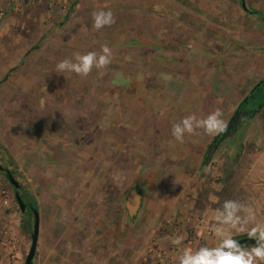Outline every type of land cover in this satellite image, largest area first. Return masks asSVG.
Masks as SVG:
<instances>
[{
  "label": "rangeland",
  "instance_id": "374dc122",
  "mask_svg": "<svg viewBox=\"0 0 264 264\" xmlns=\"http://www.w3.org/2000/svg\"><path fill=\"white\" fill-rule=\"evenodd\" d=\"M242 1L253 13L244 10ZM71 6L72 0H0V169L16 173L20 185L34 195L39 215L50 214V198L55 213L56 201H61L63 218L75 204L71 212L79 215L76 229L88 228L94 237L86 216L92 211L84 204L103 200L107 190L116 194L144 185L149 199H143L144 215L128 233V264H177L184 247L215 246L213 217L225 200L252 206L255 222L264 224V110L250 118L238 140L220 148L210 167H203V159L217 135L198 129L200 135L186 134L179 143L171 135L174 123L159 121L153 129L147 121L154 115L168 118L190 91H198L194 96L204 104L199 100L197 117L220 108L229 122L264 78V0H78V17L60 30ZM100 9H110L116 23L97 31L91 14ZM125 28L129 37L122 35ZM162 29L171 35L162 38ZM137 33L147 50L134 42ZM153 36L172 49L155 48L159 46ZM39 42L41 49L26 55ZM68 43L71 53L60 50V56L74 59L79 53L75 50L99 52L106 44L119 65L132 63L141 79L171 74V80L159 77L148 93L135 91L138 102L119 93L105 101L92 99L93 90L103 91V76L117 69L116 63L100 70L96 80L93 73L58 74L59 48ZM15 52L23 55L16 60ZM80 95L89 98L78 104ZM257 101L260 109L264 96ZM105 102V120L92 121ZM125 102L121 109L119 103ZM112 113L118 114L117 120L107 130ZM117 152L137 153L139 161L122 170L126 165L115 161ZM15 194L0 170V264H26L32 245L35 216L30 207L21 211ZM61 226L67 231L64 246L75 249L78 239L69 236L68 223ZM107 229L102 226L99 233L117 231ZM178 235L184 237L180 246L171 243ZM233 236L249 238L247 233ZM136 238L140 244L135 245ZM43 251L37 250L34 264H40Z\"/></svg>",
  "mask_w": 264,
  "mask_h": 264
},
{
  "label": "trees",
  "instance_id": "16d2710c",
  "mask_svg": "<svg viewBox=\"0 0 264 264\" xmlns=\"http://www.w3.org/2000/svg\"><path fill=\"white\" fill-rule=\"evenodd\" d=\"M172 1H177V0H172ZM77 4H78V0H72V6L69 8V11L66 14L65 19L58 26V28L60 30L64 29L65 26L71 22L73 16L78 17V12L76 11ZM244 10L246 12L253 13V11H248L246 9V7L244 8ZM114 28L116 30L119 29L118 26H114ZM127 30H128V28L123 29L122 31H125V32H123L122 35L127 33ZM145 32H147V31L145 30ZM161 32H162V36H163L162 38H165V37H168L171 35V33H169L168 31H165V29H162ZM127 35L129 37V33H127ZM141 38L142 37L138 36V33H137V36L134 38V42L138 43L139 44L138 46H140V48L145 50L146 49L145 47H147L148 44L144 43V41L141 42ZM177 38H179V37H177ZM152 39H154V41H155L154 43L156 44V46H159V47H155L158 50L162 49V51L165 52V51H169V49H172V48H169L168 43L166 44L165 42H163L162 39H157L154 36L152 37ZM191 39H192L191 37H188V41H190ZM42 44H43L42 42L37 43L34 47H32V49L27 53V55L30 56L34 53V51L40 50ZM70 46H71V44L68 43L66 46L59 48V56L57 57L58 63L61 60L65 59V56L64 57L60 56V50L66 51L65 49H68V50H70V53H71ZM134 46H137V45L135 44ZM74 52H79L81 54H84V53H87L88 51L83 52V51L75 50ZM70 53H69V55H70ZM50 63L52 64L51 61H50ZM112 63H116L115 65L117 66V69H115L114 71H109L108 74L106 73L103 76L104 80L102 78L103 81H102L101 86H100V88H103V91L101 92V93H103V95L101 93H99L97 90L96 91L93 90L94 95H93L92 99L97 98L98 100L105 101L108 98H113L115 94L119 93L120 95L121 94L129 95L130 94L138 102L139 99L137 98V94L136 95L133 94L135 91L148 93L150 91L151 86L157 85L156 78L162 77V79L165 80L163 78L164 76H170V77L172 76L171 74H158L153 78L148 77V78L141 79L139 77V75H137L136 73L133 72L132 63L126 62L125 64H123V66H121V65H119V64H121V62L118 61V59H116V57H114V56L112 57ZM161 64H163V63L159 62V65H161ZM125 65H127V66H125ZM124 66H125V68H124ZM12 70H16V69L14 68ZM99 71H97L95 69L93 70V72H92L93 74L91 75L92 79L95 78V80H96L97 78H99L98 77ZM91 77H90V79H91ZM118 79L120 81L117 82ZM165 81H168V80H165ZM107 86H108V88H107ZM91 89H93V86L90 85V88L88 91L89 93H92ZM110 90H113V92H111ZM189 93H190L189 94L190 97H188L178 107H174L173 109L170 110V112L168 113L169 114L168 118L166 117V118H164V120H161V119H158V117L154 115V118H150L148 120L144 119V120L151 121L149 126L152 127L153 129H156V128H159V126H160L158 123L159 121L160 122L166 121L164 124L166 126H170L173 123L179 122L183 117H185L187 115H190L193 113H195L197 115L198 113L195 112V110H198L197 104L199 103V100L201 102L200 104H204L203 99L195 98L194 95L196 93H198V91H192V94L190 91ZM85 97H86V99L89 98V96L87 97V96L80 95V97L78 99V104L81 103L82 99H84ZM126 102L124 104L119 103L118 106L121 109L126 108V107H124V105H126ZM108 104L109 103L105 102V103H103V106L102 105L100 106L101 109L97 110L95 112L94 117L91 118L92 121H95V122L97 121V123L100 122V124H101V121L105 120V110L109 106ZM113 106L115 109V106H117V105L114 104ZM117 115H118L117 113H112V115H110L109 118L106 119L107 130H109L110 126H112L111 125L112 122L117 120ZM95 125L92 124L90 127L96 128L97 125H96V127H95ZM112 130H114V127ZM73 146H75V145L73 144ZM115 161L124 163L126 166H124L122 168V170H126V169H128L127 165L130 166V165H133L136 161H139L138 160V154L134 153L133 155H131L130 152L129 153L128 152H126V153L125 152H122V153L117 152L116 157H115ZM0 170L5 172V174H6V171L8 169L3 168ZM9 171L16 178V173L12 170H9ZM6 177L8 178L7 174H6ZM8 180H9V178H8ZM9 182H10V180H9ZM112 186H113V183L110 184V187H107V189L108 188L111 189ZM122 189H120V190L118 189L116 191V194H114L115 193L114 191H113L114 193L113 192L109 193L110 190H107V192H105V198L103 200H97V199L92 198V199H89L88 202L84 204L87 208H89L90 211H92L90 213H86V216L88 218L87 221L92 226V232L93 233L95 231L99 230V228L102 226H108V228H109V229H107L108 232L117 230V231L111 232V234H110V236H113L116 238H119L120 233L117 234L118 232L123 233L122 239H124V232H127V231H128V233L134 232L133 230L136 226V222L140 220L139 218L141 216V213L145 210V208H144L145 203H144L143 199L148 196V191L146 190L147 188L144 187V185L140 186L139 184H136L130 188H129V186H127L123 190ZM17 191L18 190H16V192ZM144 191H147V194H145L146 192L144 193ZM20 193H21V196L24 199L25 203L28 205L27 210L30 207L32 210H37L39 212L38 206H37V201L34 200L35 199L34 195L23 186H21V188H20ZM130 198H133V200L137 201V203H138L135 211L132 210V206L129 204ZM147 199H149V198L147 197ZM15 201H16V199H15ZM30 229H31V234L33 235L34 227L31 226ZM90 231L91 230H89L88 228H85V227L82 228V233L84 236L87 235ZM137 231H138V229H137ZM128 236H129V234H128ZM244 238H246V237L245 236L244 237H237L236 239L240 240V239H244ZM106 239H108V238H106ZM130 240L131 239L128 238V242Z\"/></svg>",
  "mask_w": 264,
  "mask_h": 264
},
{
  "label": "clouds",
  "instance_id": "9594fccd",
  "mask_svg": "<svg viewBox=\"0 0 264 264\" xmlns=\"http://www.w3.org/2000/svg\"><path fill=\"white\" fill-rule=\"evenodd\" d=\"M93 28L97 31L111 27L116 23L113 12L100 9L92 12ZM113 53L106 44L99 52L89 51L76 53L74 59L65 58L56 65V73H74L80 77H87L95 69H106L112 63ZM171 80L170 76H164ZM223 111L216 108L206 117L198 118L195 113L183 117L174 123L171 135L175 141L184 142L185 135L194 136L201 133L216 136L226 132L227 122L222 118ZM214 231L218 238L215 246H201L195 250L184 247L177 258V264H264V224L256 223V212L250 205L237 200H225L220 208L215 210L213 217ZM251 225V227H249ZM233 233H247L249 238L255 239L254 246H245L234 238ZM183 236H176L171 243L182 245Z\"/></svg>",
  "mask_w": 264,
  "mask_h": 264
},
{
  "label": "crops",
  "instance_id": "0c3cea01",
  "mask_svg": "<svg viewBox=\"0 0 264 264\" xmlns=\"http://www.w3.org/2000/svg\"><path fill=\"white\" fill-rule=\"evenodd\" d=\"M31 49L32 48H30V50ZM15 53L16 55L14 54L13 57L16 60H18L17 56L23 55L21 52L19 54L17 52ZM15 69L17 70L18 68ZM0 78H2L1 74ZM53 201L54 199L50 198L46 203L47 210L51 211L50 214H47L44 218L42 213L40 216V223L42 226L40 229H42V232H40L39 235L38 251L40 248H42V251L43 248L45 249V251H43V255L41 256V262H39L40 264H128V231L124 232V239H122L123 233L121 232H119V238L113 236L108 238L109 235L103 236L99 233V230L93 233L94 237L90 236V232L84 236L82 229H76V227H79L76 224L78 215L71 212L75 204H71L73 207L69 210L70 213L65 214L63 218L59 213V208L62 205L60 203L61 201L59 199L56 201V213L55 209H53ZM129 204L134 210H136L138 205L137 201H134L133 198H130ZM143 215L144 214L142 213L141 216ZM44 219L46 220L45 226ZM65 222L68 223V226L71 228L70 232L72 231V234L69 236H72L74 239H78L77 244L74 242L75 249L72 250H67V247L64 246L63 243V239H65L67 236V231L64 230L61 224H65ZM137 238L134 242L135 245L140 244V239L137 240ZM48 242H50L52 245L50 244L47 246Z\"/></svg>",
  "mask_w": 264,
  "mask_h": 264
},
{
  "label": "water",
  "instance_id": "95a60500",
  "mask_svg": "<svg viewBox=\"0 0 264 264\" xmlns=\"http://www.w3.org/2000/svg\"><path fill=\"white\" fill-rule=\"evenodd\" d=\"M243 7L244 8L246 7L244 2H243ZM263 83H264V80H263ZM239 111H240V109L237 110L235 116L228 123L226 132L222 133V136H220V138H218V140H216L215 142H213L210 145V147H209V149H208V151L206 153V157H205V159L203 161V167L204 166H209L210 167V165L213 163L214 157H215L216 153L222 147L221 144L225 140L228 130L234 128L235 126H237L238 124H240L243 121V118H242L241 121L238 120ZM6 174H7L8 178H9L10 183L12 184V186L16 190H18L16 192V194H15V197H16V201H17L21 211L22 212H26L28 205L25 203L24 199L21 196V193H20L21 185H20V183L11 174V172L9 170L6 171ZM32 212H33V214L35 216V225H34V231H33V235H32V245H31V249H30L29 255L27 256V259H26V264H34L35 257H36V254H37V250H38L39 235H40V215H39V212L37 210H32ZM238 242L240 244H242V245H245V246H254L256 244V240L252 239V238H244V239L239 240Z\"/></svg>",
  "mask_w": 264,
  "mask_h": 264
},
{
  "label": "flooded vegetation",
  "instance_id": "af4514ba",
  "mask_svg": "<svg viewBox=\"0 0 264 264\" xmlns=\"http://www.w3.org/2000/svg\"><path fill=\"white\" fill-rule=\"evenodd\" d=\"M263 80H264V78L257 85H255V87L250 91L249 95L238 105V107L234 111L229 122L235 116L238 109H240L238 120L241 121L243 118V121L240 124H238L237 126H235L234 128L228 130L227 136L221 144L222 146L227 144V143H232V142L236 141V139L238 140L242 130L244 129L245 125L249 122L250 118L252 119V118L256 117L258 114L262 113V111L264 110V105H262L261 108L258 109L259 104L257 101L259 95H261L262 98L264 96L263 95V93H264ZM228 123H227V125H228ZM220 136H222V134L217 135L215 137V139H213V141L210 143V145L213 142H215L216 140H218V138H220ZM210 145L208 146V149H209ZM203 161H204V159H203Z\"/></svg>",
  "mask_w": 264,
  "mask_h": 264
}]
</instances>
